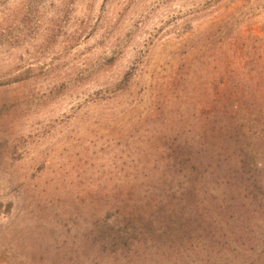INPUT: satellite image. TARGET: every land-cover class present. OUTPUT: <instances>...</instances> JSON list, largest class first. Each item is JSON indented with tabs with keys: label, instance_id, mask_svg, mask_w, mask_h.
I'll list each match as a JSON object with an SVG mask.
<instances>
[{
	"label": "rangeland",
	"instance_id": "obj_1",
	"mask_svg": "<svg viewBox=\"0 0 264 264\" xmlns=\"http://www.w3.org/2000/svg\"><path fill=\"white\" fill-rule=\"evenodd\" d=\"M219 105L189 239L97 253L114 191ZM0 264H264V0H0Z\"/></svg>",
	"mask_w": 264,
	"mask_h": 264
},
{
	"label": "trees",
	"instance_id": "obj_2",
	"mask_svg": "<svg viewBox=\"0 0 264 264\" xmlns=\"http://www.w3.org/2000/svg\"><path fill=\"white\" fill-rule=\"evenodd\" d=\"M195 36H198L197 32ZM204 118L205 130L189 149L187 144L175 146L163 140L162 149H159L160 164L147 182L129 185V188L120 192L114 191L108 202L116 201L113 207L107 209H114L113 216L108 214V218L102 217L105 213L102 211L96 215V222L101 223L96 234L99 241L95 243L97 253L104 251L111 258L123 253L124 258L130 259L154 240L168 236L189 239L187 224L191 219L183 215L190 211L189 200L181 196L189 189L190 178L201 177L202 172L215 173V177L222 178L218 173L222 168L218 153L223 147L218 140L223 133L224 119L227 118L224 106L219 105L217 109L210 107ZM230 141V149H239L237 137ZM145 205L148 218L143 222L136 211L144 209ZM158 212L160 215H156ZM102 227L107 231L105 234L100 233ZM169 228L176 232H172V235L165 233Z\"/></svg>",
	"mask_w": 264,
	"mask_h": 264
}]
</instances>
